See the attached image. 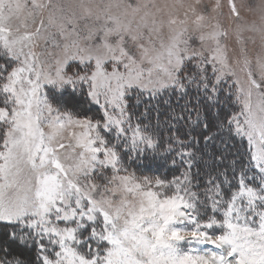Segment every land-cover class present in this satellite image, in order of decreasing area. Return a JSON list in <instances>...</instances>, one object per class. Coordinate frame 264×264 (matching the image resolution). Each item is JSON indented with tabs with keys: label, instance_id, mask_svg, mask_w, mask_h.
Listing matches in <instances>:
<instances>
[{
	"label": "snow or ice",
	"instance_id": "6c2138e0",
	"mask_svg": "<svg viewBox=\"0 0 264 264\" xmlns=\"http://www.w3.org/2000/svg\"><path fill=\"white\" fill-rule=\"evenodd\" d=\"M0 0V264H264V0Z\"/></svg>",
	"mask_w": 264,
	"mask_h": 264
},
{
	"label": "rangeland",
	"instance_id": "374dc122",
	"mask_svg": "<svg viewBox=\"0 0 264 264\" xmlns=\"http://www.w3.org/2000/svg\"><path fill=\"white\" fill-rule=\"evenodd\" d=\"M223 4H224V12L227 13L228 9H227V0H222ZM240 0H237V3L239 4Z\"/></svg>",
	"mask_w": 264,
	"mask_h": 264
}]
</instances>
